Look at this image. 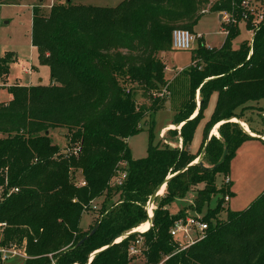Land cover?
Masks as SVG:
<instances>
[{
	"label": "trees",
	"instance_id": "obj_1",
	"mask_svg": "<svg viewBox=\"0 0 264 264\" xmlns=\"http://www.w3.org/2000/svg\"><path fill=\"white\" fill-rule=\"evenodd\" d=\"M243 1L217 0L207 12L209 0H123L115 7L68 0L47 15L33 9L32 46L52 83L11 86L12 100L0 103V188L19 189L0 204V221L9 225L5 242L27 241L25 264H132L138 256H131L130 248L140 238L145 264L166 258L164 264H264V191L245 210L228 212L226 221L214 224L205 215L206 237L186 250L179 252L170 235L182 218L171 214L174 202L196 191V211L218 197L209 212H221L226 195H232L225 178L237 150L250 140L264 143L233 121H244L246 112L256 110L250 103L264 99V23L252 45L233 47ZM224 12L238 24H226L220 48L199 38L190 68L181 73L189 82L172 124L181 128L167 132L176 139L162 138L156 145L151 139L147 156L134 159L128 139L168 102L161 97L168 81L158 54L173 50L176 29L192 33L205 14ZM13 62L11 53L0 57V79L10 74ZM136 90L145 104H137ZM196 91L200 105L193 117ZM215 93L202 149L213 127L222 139L213 136L195 164L191 146ZM153 125L154 120L151 132ZM53 129L67 130L66 149L52 142ZM121 172L127 176L117 185ZM166 181L165 193L154 201L150 228L126 237L148 223V203ZM102 197L95 226L84 232L83 214Z\"/></svg>",
	"mask_w": 264,
	"mask_h": 264
},
{
	"label": "rangeland",
	"instance_id": "obj_2",
	"mask_svg": "<svg viewBox=\"0 0 264 264\" xmlns=\"http://www.w3.org/2000/svg\"><path fill=\"white\" fill-rule=\"evenodd\" d=\"M68 0H4L0 4V57H4L7 53H11L12 58L15 62L11 64L10 67V76H6L0 79V100L6 98L9 94L8 89L14 85H24L29 86L36 84L38 79L43 81L44 85H49L50 76L49 70L47 67L40 65L37 51L33 48L31 43V34H32V23H33V9L35 7L40 8L43 15H47L50 12V9L53 5L59 3H65ZM73 4L76 5H91V6H100V7H115L123 0H70ZM204 11H208L211 7V4L215 3L217 0H209ZM248 2V7L244 8V11L247 12L246 16L243 17L242 21L239 23L240 35L233 40V47L238 49L242 43L249 41L252 45L253 33L256 29V17L251 11L258 13L264 11V0H244ZM243 1V2H244ZM243 6V3H242ZM251 9V10H250ZM227 15L231 22L238 24V18L229 15L228 13H207L205 14L198 24L195 27V31L192 32L194 35H201L203 37L205 45L209 48H220L226 38V33L224 28L228 22H224V18L220 20V15ZM249 23L252 27L247 30L246 24ZM256 29V30H255ZM259 29V27H258ZM196 32V33H195ZM199 43V38L193 45L192 50L190 51H175L167 52L165 58L161 57V60H165L166 72L165 77L168 81L166 87L163 88L161 97L168 99L166 106L157 112L153 116L147 117L142 123V131L131 136L128 139V144L131 149V153L134 159L145 158L148 154V147L150 140H153L154 145L159 141L161 142L162 136L161 131L164 127L173 124L176 109H179L180 106L185 101V95L187 92V83L189 82L187 76L181 75L183 71H186L190 68L192 64V52L195 51ZM25 69L32 70L34 73L32 75L28 74ZM39 72H36V70ZM171 86V93H170ZM169 89V90H168ZM191 90V87H190ZM192 91V90H191ZM191 91L189 97L191 96ZM135 99L138 105H143L147 100L143 97L141 90H136ZM188 97V98H189ZM1 103V102H0ZM7 103V102H4ZM256 105L255 112L248 111L245 114V120L251 124L252 128L257 131H260L262 134V140H264V109L258 108L257 106H264V99L259 102H251L250 104ZM260 103V104H257ZM194 104L196 111L193 114V117L198 114L199 105H200V91L195 92ZM215 107V98L209 104L208 109L204 113V119L201 121V127L207 124L210 119V115ZM240 111V110H239ZM238 111V112H239ZM153 131L151 132V126L153 124ZM233 121H238L233 119ZM181 126H174L172 129H179ZM216 127V126H215ZM213 127L209 131L208 138L211 136L212 130L217 139H222L217 128ZM220 127V126H219ZM218 127V128H219ZM205 128V127H204ZM203 128V129H204ZM217 129V131H215ZM250 131V130H249ZM248 132V131H247ZM251 135H255L251 132H248ZM52 142L57 144L61 149H66L67 147V130L66 129H53L49 132ZM0 137H4L0 134ZM254 137V136H253ZM166 139L167 141H164ZM176 139L175 135L165 134L163 141L171 142ZM199 140V129L197 132V139ZM211 140V139H210ZM195 141L192 151L193 155L197 157L198 161L203 149L202 143L198 144ZM64 147V148H63ZM203 158L200 160L202 161ZM199 161V162H200ZM194 162V163H195ZM208 167H211L208 163L205 162ZM124 164H121V168L124 167ZM121 173L117 176L121 177ZM80 176L77 175V178ZM170 177V176H169ZM80 178V177H79ZM229 178L231 180V187L229 188L232 192V195H229L231 200L222 207V211L215 213L214 211L209 212L211 207L214 210L216 207V201L218 197L212 199L210 207H204L202 211H196L194 208L193 201L196 197V191L191 192L186 199L178 200L174 202L170 207V212L172 215L187 217H202L205 218V215H209L210 222L214 224L217 223V220L226 221L228 218V212L233 211H242L245 210L254 200H256L261 193L264 191V143L260 140H250L245 142L236 152L234 158L230 164V173ZM81 180V179H80ZM117 180V179H116ZM224 177H218V186H222ZM79 182V180H78ZM117 182V181H116ZM202 188V186H199ZM161 193L163 195L165 193ZM160 195V196H161ZM105 197L99 198L96 200L93 205L98 207L97 210L92 208L83 214L81 220V228L84 232H88L93 228L98 220L99 209L104 201ZM153 207L156 208V205L153 203ZM153 208V209H154ZM210 208V209H211ZM148 224L149 223H145ZM145 224L134 229V231H139L138 233H143L145 230ZM150 228V226H149ZM145 230V231H144ZM143 240V238H140ZM26 241V240H24ZM27 242V241H26ZM144 243V240H143ZM142 245V243H141ZM93 256V255H92ZM91 256V257H92ZM91 261V260H90ZM26 259L17 258L13 261H10L5 264H25ZM132 264H145L143 256L136 257L135 261Z\"/></svg>",
	"mask_w": 264,
	"mask_h": 264
},
{
	"label": "built area",
	"instance_id": "obj_3",
	"mask_svg": "<svg viewBox=\"0 0 264 264\" xmlns=\"http://www.w3.org/2000/svg\"><path fill=\"white\" fill-rule=\"evenodd\" d=\"M248 2L244 1L243 2V7L246 8L248 7ZM251 10V9H250ZM255 17H256V29L264 23V11L261 12H254L251 10ZM247 12L243 13V17L246 16ZM222 18H224V22H231V19L227 16L222 14ZM226 20V21H225ZM255 29V30H256ZM225 31V30H224ZM226 33V32H225ZM255 33H253L254 36ZM197 38H202L201 35H194L188 30L185 29H176L173 32V38H172V49L175 51H190L193 48L194 43L196 42ZM253 43V39H252ZM25 71L28 74L32 73V70L25 69ZM124 167L127 165L124 164ZM127 173L122 172L121 177L118 178L116 184L121 185L122 181L126 178ZM81 186L85 185V182L80 183ZM225 184L227 186H231V180L229 176L225 178ZM19 189L13 188V189H7L5 191L4 188H0V204L5 198L10 197L13 193L18 192ZM231 198L228 195L225 197V202L228 203L230 202ZM154 205H149L147 206V211L149 214V217L153 216V207ZM96 210L97 208L94 207ZM9 228V225L6 222L0 221V264H5L10 261H13L17 258H22V259H28V254H27V242L23 241L22 243L10 241V242H5V237H6V232L7 229ZM209 228V223L205 222L203 218L201 217H193V216H187V217H182L179 218L178 220L175 221L174 225L170 229V235L176 242L179 252L186 250L190 246L196 244L197 242L203 240L206 237L207 230ZM122 240V239H121ZM117 240V241H121ZM116 241V242H117ZM142 243V245H141ZM144 243L143 240L139 239L135 241V243L132 244L130 248V255L131 256H140L142 255V247ZM166 259H164L162 262L159 264H164Z\"/></svg>",
	"mask_w": 264,
	"mask_h": 264
},
{
	"label": "crops",
	"instance_id": "obj_4",
	"mask_svg": "<svg viewBox=\"0 0 264 264\" xmlns=\"http://www.w3.org/2000/svg\"><path fill=\"white\" fill-rule=\"evenodd\" d=\"M194 31H195V29H194ZM196 33V32H195ZM203 38V37H202ZM32 43V42H31ZM34 48V47H33ZM35 49V48H34ZM36 50V49H35ZM37 51V50H36ZM37 53V52H36ZM162 55H161V57H163V58H165V55H166V53L165 52H162L161 53ZM158 57L160 58V55H158ZM165 61V60H164ZM43 67H46V66H42V68ZM48 68V67H47ZM40 70V69H39ZM39 70L37 69L36 71H35V73L36 72H39ZM49 70V69H48ZM34 72L32 71V73L30 74V75H32ZM9 76H10V74H9ZM49 76H50V74H49ZM51 81L49 80V83H50ZM37 84H43V81L41 80V79H38V81L36 82V84H32V85H29V86H33V85H37ZM21 85V84H20ZM21 86H24V85H21ZM1 98V97H0ZM213 98H215V105H216V102H217V98H218V95H217V93H215L213 96H212V98H211V101L213 100ZM12 100V95L11 94H8L7 96H6V98H4L3 100H0V102L1 103H4V102H9V101H11ZM210 104H211V102H210ZM255 103H253V104H250V105H252V106H256V105H254ZM257 104H260V103H257ZM258 108H262V109H264V106H257ZM215 108V107H214ZM256 108V107H255ZM213 112V111H212ZM252 112V111H251ZM254 112H255V110H254ZM211 116V115H210ZM240 123L242 124V126L244 127V129L245 130H247L248 132H251V133H253V134H255V135H252V136H254V137H261L262 138V136L261 135H259V134H257V133H260V131H257V129L255 130L254 128H252V126H251V124H249V123H247L246 122V120H244V121H240ZM204 127H205V124L203 125ZM174 126L172 125V124H170V125H168V126H166V127H164V129L161 131V136H162V138H164V135L168 132V130H170V129H172ZM204 127H201V126H199L198 127V129H199V140H196L197 139V132H198V129L196 130V133H195V136H194V140H193V143H192V146H191V151H192V147H193V145H194V143H195V141H197V147H198V144L200 143L201 144V141H202V139H203V131H204ZM181 128V127H180ZM179 128V129H180ZM250 130V131H249ZM215 131H217V129H215ZM256 132V133H255ZM250 134V133H249ZM212 135H214V131L212 130V133H211V136ZM64 148V147H63ZM231 187V186H230ZM231 191V190H230ZM232 193V192H231Z\"/></svg>",
	"mask_w": 264,
	"mask_h": 264
},
{
	"label": "water",
	"instance_id": "obj_5",
	"mask_svg": "<svg viewBox=\"0 0 264 264\" xmlns=\"http://www.w3.org/2000/svg\"><path fill=\"white\" fill-rule=\"evenodd\" d=\"M222 19V14L220 15V20ZM236 122H238L240 125H241V127L244 129V127L242 126V124L239 122V121H236ZM245 130V129H244ZM246 131V130H245ZM247 132V131H246ZM259 138H261V137H259ZM210 139H211V136L209 137V138H207V142H206V144H205V147H204V149H203V151H202V153H201V155H200V157H199V159H198V161L197 162H195V164H197V163H199V161L204 157V155H205V153H206V148H207V145H208V143H209V141H210ZM262 139V138H261ZM201 162V161H200ZM169 178H171V177H169ZM168 178V179H169ZM166 185H167V181L165 182V183H163L158 189H157V191L155 192V194H154V196L152 197V199L149 201V205H152L153 203H154V201H155V199L159 196V195H161V193H162V191H163V189L166 187ZM150 219H149V221H148V223L151 225V218L152 217H149ZM139 231H133L132 233H130V234H127L126 235V237L127 236H129V235H131V234H136V233H138ZM95 233V230L94 231H92V233L90 234V235H93ZM122 238H119L118 240H121ZM83 242V241H82ZM81 242V243H82ZM117 242H119V241H117ZM80 243V244H81ZM93 257V256H92ZM92 260V259H91ZM91 262V261H90Z\"/></svg>",
	"mask_w": 264,
	"mask_h": 264
},
{
	"label": "bare ground",
	"instance_id": "obj_6",
	"mask_svg": "<svg viewBox=\"0 0 264 264\" xmlns=\"http://www.w3.org/2000/svg\"><path fill=\"white\" fill-rule=\"evenodd\" d=\"M247 131V130H246ZM164 190V189H163ZM144 226H146L145 227V230H147L148 228H149V226H151L150 224L148 225V224H145Z\"/></svg>",
	"mask_w": 264,
	"mask_h": 264
}]
</instances>
